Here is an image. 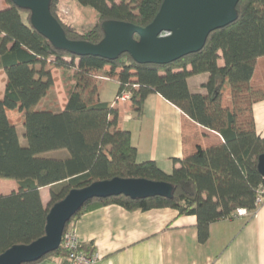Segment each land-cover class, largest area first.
Returning a JSON list of instances; mask_svg holds the SVG:
<instances>
[{
  "label": "trees",
  "instance_id": "16d2710c",
  "mask_svg": "<svg viewBox=\"0 0 264 264\" xmlns=\"http://www.w3.org/2000/svg\"><path fill=\"white\" fill-rule=\"evenodd\" d=\"M75 1L97 14V22L83 32L62 20L60 0H51L50 11L67 38L97 43L103 37L102 22L146 26L163 0ZM236 10L237 19L212 31L200 51L160 65L137 63L127 53L107 60L56 49L31 26L28 10L4 0L0 8V71L5 74L0 97V179L14 180L17 188L0 194V253L43 236L48 210L71 189L113 177L168 182L173 186L172 198H92L64 230L82 213L109 204L129 211L166 207L195 216L197 241L204 243L211 223L234 218L237 208L255 209L264 187L257 169L264 137L256 130L252 111L253 103L264 99V0H239ZM53 68L62 71L67 90V100L57 111L41 107L53 85ZM202 73L208 75L201 84L205 92H191L188 78ZM103 78L117 82L115 96L131 94L128 107L137 117L151 93L181 110L183 155L174 159L179 165L170 173L154 160L136 161L130 130L119 125L121 108L117 102L100 99ZM10 113L20 118L25 144ZM56 150H65L67 156L47 155ZM44 186H50L47 205L40 197ZM79 248L86 254L93 251L89 244ZM50 257L69 264L61 246L24 264Z\"/></svg>",
  "mask_w": 264,
  "mask_h": 264
},
{
  "label": "crops",
  "instance_id": "0c3cea01",
  "mask_svg": "<svg viewBox=\"0 0 264 264\" xmlns=\"http://www.w3.org/2000/svg\"><path fill=\"white\" fill-rule=\"evenodd\" d=\"M70 3L60 0L64 6ZM218 65H223L222 58ZM207 77L206 73L190 76V91L204 93L201 84ZM117 86L115 82L114 97ZM101 91L102 101L114 102L103 98ZM128 104H117L121 108L119 125L130 130L136 161L154 160L161 170L170 173L179 165L174 159L183 155L181 110L156 93L145 98L140 117ZM252 111L256 130L264 137V99L254 102ZM15 119L17 127L20 118ZM47 155L63 158L67 152L56 150ZM8 184L11 191L17 188L14 180ZM40 197L47 205L50 186L40 188ZM195 221V216L179 215L172 208L129 211L109 204L82 213L71 227L81 245L89 244L98 254L93 264H264V203L248 215L211 223L204 243L197 241ZM34 264L63 262L50 257Z\"/></svg>",
  "mask_w": 264,
  "mask_h": 264
},
{
  "label": "water",
  "instance_id": "95a60500",
  "mask_svg": "<svg viewBox=\"0 0 264 264\" xmlns=\"http://www.w3.org/2000/svg\"><path fill=\"white\" fill-rule=\"evenodd\" d=\"M11 1L16 7L29 11L31 26L56 49L76 56L107 60L127 53L137 63L162 65L200 51L212 31L237 19L239 0H163L155 17L146 26L119 20L102 22L103 37L97 43L67 38L60 22L50 11L51 0ZM257 169L264 177V152L257 158ZM172 194L170 183L145 178L113 177L71 189L48 210L44 235L28 244L12 245L0 253V264L34 262L58 249L66 223L92 198L116 195L132 199L172 198Z\"/></svg>",
  "mask_w": 264,
  "mask_h": 264
},
{
  "label": "rangeland",
  "instance_id": "374dc122",
  "mask_svg": "<svg viewBox=\"0 0 264 264\" xmlns=\"http://www.w3.org/2000/svg\"><path fill=\"white\" fill-rule=\"evenodd\" d=\"M3 2L4 0H0V8L3 5ZM70 2L71 3L68 4V6H64L61 4L59 5V15L64 22L71 24L79 32L87 30L97 22V14L92 7L80 5L75 0H70ZM108 68L109 66H106V69ZM51 71L53 76V85L49 90L48 94L43 98L41 102V107L57 111L61 110L67 100V90L63 83L62 71L59 68H53ZM4 85L5 78L3 76V72L0 71V97L2 96L1 94L4 90ZM114 87V79L103 78V80L101 81L100 89V91L102 90V97L111 98L112 100H114ZM9 116L16 121V113H10ZM23 131V126L21 122H19V125L17 126V132L19 135L20 142L22 144H25V139L22 135ZM10 181L11 180L8 179H0V194H8L9 192H11V189L8 184L10 183ZM69 228H71V225L67 229Z\"/></svg>",
  "mask_w": 264,
  "mask_h": 264
},
{
  "label": "built area",
  "instance_id": "2783aa9c",
  "mask_svg": "<svg viewBox=\"0 0 264 264\" xmlns=\"http://www.w3.org/2000/svg\"><path fill=\"white\" fill-rule=\"evenodd\" d=\"M131 94L128 92L122 93L121 95L115 96L114 102H127L130 100ZM264 203V187H261L257 198L255 200V209L254 212L260 205ZM252 212H248L244 208H237L235 210V216H245ZM80 242L75 235L73 228L65 229L62 233L61 238V247H63L67 252V259L69 264H93L97 258L98 254L96 252H91L90 254H86L84 250L80 249Z\"/></svg>",
  "mask_w": 264,
  "mask_h": 264
}]
</instances>
